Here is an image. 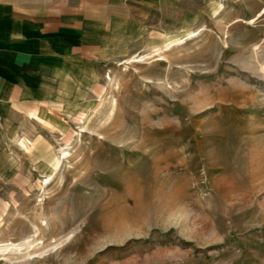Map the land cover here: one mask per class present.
I'll list each match as a JSON object with an SVG mask.
<instances>
[{"label": "rangeland", "instance_id": "obj_1", "mask_svg": "<svg viewBox=\"0 0 264 264\" xmlns=\"http://www.w3.org/2000/svg\"><path fill=\"white\" fill-rule=\"evenodd\" d=\"M132 22L0 132V264H264V0Z\"/></svg>", "mask_w": 264, "mask_h": 264}, {"label": "crops", "instance_id": "obj_2", "mask_svg": "<svg viewBox=\"0 0 264 264\" xmlns=\"http://www.w3.org/2000/svg\"><path fill=\"white\" fill-rule=\"evenodd\" d=\"M177 1L0 0V132L50 104V92L103 36Z\"/></svg>", "mask_w": 264, "mask_h": 264}]
</instances>
